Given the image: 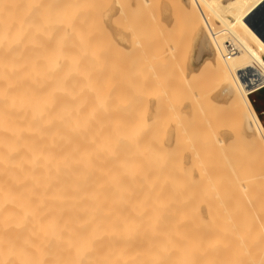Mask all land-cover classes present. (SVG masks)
Returning <instances> with one entry per match:
<instances>
[{
	"label": "bare ground",
	"instance_id": "1",
	"mask_svg": "<svg viewBox=\"0 0 264 264\" xmlns=\"http://www.w3.org/2000/svg\"><path fill=\"white\" fill-rule=\"evenodd\" d=\"M108 1L0 0V264H264V125L249 98L264 87V0H176L183 47L164 54L173 64L182 49L193 56L183 91L196 89L184 97L209 132L180 118L191 133L180 130L181 141L174 129L165 142L134 143L128 25L137 22L130 2ZM147 42L144 68L156 77L169 60ZM226 124L244 141L212 131Z\"/></svg>",
	"mask_w": 264,
	"mask_h": 264
},
{
	"label": "rangeland",
	"instance_id": "2",
	"mask_svg": "<svg viewBox=\"0 0 264 264\" xmlns=\"http://www.w3.org/2000/svg\"><path fill=\"white\" fill-rule=\"evenodd\" d=\"M94 1L95 2H98V3H100V5H99V7L101 6V5H105V4H103V3H109V1L108 0H102V3H101V1L100 0H92V2L94 3ZM116 1V0H115ZM119 1H121V2H123V1H125L126 3L128 2H130L129 4H128V16H130V14L132 15V16H130V18H131V20H129L128 19V23L130 24V22L131 21H133L134 20V22L133 23H131V24H133V26H134V24H135V18H136V26L135 27H133L135 30H136V32H138V33H136V35L138 34V35H140V34H143V35H141V38L142 39H138V37H140V36H136V37H134V38H136V41H134V40H132V39H134V38H131V36L133 35V34H135V32L133 31V30H131L130 28H132L131 27V25H128V49H130V50H128V71L130 70V74H129V72H128V75H130L129 76V78H128V85L130 86H128V102H129V107H128V141H131V143H134L135 141L136 142H149V141H151V142H165V137H168V136H170V134H172V131L174 130V132H173V135L174 136H172V138L174 137V140H175V138L177 137L178 138V136H175L176 135V133L179 135V138L177 139L178 141H181V135L183 136H185L186 134H181V132L182 133H189V129H190V131H191V133H193V131L192 130H194L195 129V127H196V130H199L198 131V133L200 134V135H206V132H205V130H207L206 128H207V125H204V123L205 124H207L206 122H205V120H204V118L203 117H201L200 118V115H198V114H201V113H199L201 110H200V108L198 107V108H194V109H196V110H190V108H191V104L190 103H192V102H190L189 100L188 101H186L187 99H188V97H184V95L185 94H188L187 96H189V92H191L190 94H193V91L196 89V85L195 84H193V83H190L192 86H194V87H191L189 84H187V85H189L190 86V88H191V90H189V92H188V89H187V92L188 93H186V91H183V90H186V86H184V84L186 85V83H184V74L186 73H189V74H191L192 73V70H190V69H193L194 67H196L197 66V64H196V62L194 61V59H193V56H191V61L189 60V57H188V54H186L184 51H183V49H182V51L180 52V54L179 55H182L181 56V59H179V60H177L176 61V63H174L173 64V61H171V60H169V59H167L166 58V56H168L167 54H164L165 52L164 51H166V50H168V47H170V46H172L174 43V45L175 46H177V47H180V44H181V42H179L180 40L182 41V40H184V38L181 36V35H183L184 34V27H183V16H182V10H181V7H180V4L178 3V1L176 2V0H160V1H158V0H150V2H151V7L147 4V3H145L143 0H119ZM149 1V0H148ZM152 1H155V2H157L156 4L157 5H154V6H156V8H158V9H156L154 6H153V4H155L154 2L152 3ZM163 1V2H162ZM142 4H141V3ZM144 2V3H143ZM150 2H148L149 4H150ZM171 2H173V3H171V5H170V3ZM97 3V4H98ZM162 3H164V5H165V3H167V5H166V7H164V8H169V11L166 9H161V7H162ZM136 4V5H135ZM172 4H175V5H172ZM177 4V5H176ZM131 5V6H130ZM145 5H148V7H146ZM159 5V6H158ZM163 5V6H164ZM137 6V7H136ZM171 6H173V7H171ZM102 8H103V6H101ZM141 9H140V8ZM177 9H176V8ZM138 8V9H137ZM143 8V9H142ZM152 8V9H151ZM172 8V9H171ZM179 8V9H178ZM133 9H136V11L135 10H133ZM149 9V10H148ZM146 10V11H145ZM154 11V13H153V11ZM156 10H158V11H156ZM178 13H177V12ZM147 12H148V14H147ZM149 12H150V14H149ZM157 12V13H156ZM164 12V15L162 14V13ZM171 12V14H170V16H169V13ZM153 13V14H152ZM157 15H156V14ZM158 13H160V14H158ZM144 14V15H143ZM147 14V15H146ZM167 14H168V16H167ZM177 14V15H176ZM139 15H140V17H139ZM146 15V16H145ZM173 15V16H172ZM179 15V16H178ZM154 16H156L155 18H154ZM162 16L164 17V18H162ZM178 16V17H177ZM134 17V18H133ZM143 17V18H142ZM153 17V18H152ZM160 17V18H159ZM166 17H168V18H166ZM170 17H171V19H170ZM132 18H133V20H132ZM138 18H139V21H138ZM148 18V19H147ZM142 19V20H141ZM145 19V21H143ZM166 19H167V21H166ZM170 19V20H169ZM175 19V20H174ZM157 20V21H156ZM160 20H162L165 24H167V25H165L164 23H161V22H158V21H160ZM168 20H169V22H168ZM143 21V22H142ZM141 22V23H140ZM176 22H178V23H176ZM145 23V24H144ZM160 23V24H159ZM182 25H181V24ZM146 24H148L147 26H146ZM152 24V25H151ZM156 24V25H155ZM158 24V25H157ZM162 24H163V26L166 28V30L167 31H169L168 30V27H170L169 26V24H171V26L172 27H170V31L169 32H166L165 33V29H163L164 30V32L163 31H161L162 30V28H164L163 26H162ZM140 25V26H139ZM177 25V26H176ZM148 26H149V30H148ZM157 26H159V27H157ZM141 27H146L145 29L144 28H141ZM178 27V28H177ZM132 28V29H133ZM137 28V29H136ZM158 28H161V30H160V32H159V30H158ZM173 28V29H172ZM175 28L177 29V31H175ZM181 30H180V29ZM130 29V30H129ZM140 31H139V30ZM173 30V32H175V34L174 33H172V30ZM179 29V30H178ZM183 30V32H181ZM132 33H130V32ZM143 31V32H142ZM141 32V33H140ZM154 34H153V33ZM159 32V33H158ZM162 32V33H161ZM154 35V37L152 36V34ZM168 33V34H167ZM172 33V34H171ZM149 34V35H148ZM165 35V38L167 37V36H169L170 35V37H167V39L165 40L164 39V36L163 35ZM167 34V35H166ZM174 34V35H173ZM156 35V36H155ZM160 35H162V37L160 36ZM173 35V37L174 38H172L171 36ZM145 36V37H144ZM160 36V37H159ZM180 38H179V37ZM133 37V36H132ZM153 37V38H152ZM181 37H182V39H181ZM146 38H150V39H148V40H151L152 42H153V54H155L156 56H160V54H162L159 58L160 59H162V60H160V62H166V59H167V61L169 60V62H166V64H167V66H165L164 64H162V66H159V67H161V68H159L160 69V71H159V74L160 75H157L156 77H155V75L153 74V71H151V70H153V69H151V67H148V68H144V65H145V67H147V66H150V60H148L149 58H148V52H147V46H148V40H146ZM164 40H163V39ZM176 38V39H175ZM145 41H144V40ZM153 39H154V41H153ZM159 39V40H158ZM161 39H162V42H160L161 41ZM171 39H172V41H171ZM155 40H157V41H155ZM138 41L140 42V45H137V44H135V42H137L138 43ZM165 41H167L166 43L168 44V46H167V44L165 43ZM170 41H171V43H170ZM175 41V42H174ZM132 42L135 44V45H133L132 44ZM142 42V43H141ZM145 43V44H144ZM170 43V44H169ZM139 44V43H138ZM160 44H162V45H160ZM133 45V46H132ZM132 46V47H131ZM136 46H137V48H138V46H140L139 48L140 49H142V50H144V51H146V52H142V51H140L139 50V48L136 50ZM161 47V48H160ZM183 47V44H181V47L180 48H182ZM133 48H135V49H133ZM160 48V49H159ZM132 49V50H131ZM137 52H136V51ZM157 50V51H156ZM139 51V52H138ZM143 53V54H142ZM146 54V56H147V58H145L146 56H144ZM193 54H194V51H193ZM140 55H141V57H140ZM142 57H143V59H142ZM183 57V58H182ZM184 58H186L185 60H184ZM147 59V60H146ZM130 60V61H129ZM188 60V61H187ZM133 61H135V62H133ZM148 61H149V63H148ZM171 61V62H170ZM180 61H182V62H180ZM189 61H190V63H189ZM144 62H147L146 64L144 63ZM160 62L158 63L159 65H161L160 64ZM144 63V64H143ZM173 65H172V64ZM185 63V64H184ZM189 63V64H188ZM131 64H132V66H131ZM169 64V65H168ZM188 64V65H187ZM142 65H143V67H142ZM176 65H179V66H176ZM169 66V67H168ZM185 66V67H184ZM187 66H189V67H187ZM180 69H178V68ZM173 68H175V69H173ZM144 69H148V70H144ZM172 71H171V70ZM186 69V70H185ZM132 70V71H131ZM165 71V72H161V71ZM170 70V71H169ZM182 70V71H181ZM148 71H149V73H148ZM166 71H167V73H166ZM183 71H184V74H183ZM152 72V73H151ZM181 72H182V74H181ZM137 73V74H136ZM151 73V74H150ZM162 73V74H161ZM166 73V74H165ZM176 73H178V74H176ZM144 76H143V75ZM133 75V76H132ZM134 75H136V76H134ZM137 75H138V77H137ZM151 77H150V76ZM153 75H154V77H153ZM169 76V78H170V76H171V79H169L168 77L166 78V76ZM172 75H174V77L175 78H172ZM181 75V76H180ZM188 75V74H187ZM133 78H132V77ZM190 76V75H189ZM148 77H150L149 78V80L147 79ZM158 77V78H157ZM182 77L183 78V80H182V78H181V81H179V83L178 82H176L177 81V78H178V80L180 79V78ZM132 78V79H131ZM135 78V79H134ZM160 79H162L161 80V83H159L158 84V82H159V80ZM163 79H165V80H163ZM156 80V81H155ZM168 80V81H167ZM170 80H172L173 82H172V84H171V81ZM174 80H175V82H174ZM132 83H131V82ZM134 82V83H133ZM140 82V83H139ZM153 82H155V84L153 83ZM183 84H182V83ZM147 83V84H146ZM166 83V84H165ZM135 84H136V88H135ZM160 84H161V86H160ZM169 84H170V86H169ZM157 85V86H156ZM168 85V86H167ZM133 86V87H132ZM152 87V88H151ZM164 87H166V90H165V88ZM169 87V88H168ZM171 87V88H170ZM173 87V88H172ZM178 87V88H177ZM185 87V88H184ZM130 88V89H129ZM145 88V89H144ZM158 88V89H157ZM180 88H181V90H180ZM184 88V89H183ZM187 88H189V87H187ZM189 88V89H190ZM194 88V89H193ZM134 89V90H133ZM148 89H151V90H148ZM155 89H156V91H155ZM164 90V92H165V94H164V92L162 91V90ZM167 89L169 90V93H168V91H167ZM173 90V92H172V90ZM176 89H177V91H176ZM193 89V90H192ZM138 91V92H137ZM141 91V92H140ZM146 91V92H145ZM149 91V92H148ZM167 91V92H166ZM171 91V92H170ZM134 92V93H133ZM137 92V93H136ZM162 92V94L163 95H165V97L161 94L160 95V93ZM181 92H183V93H181ZM133 93V94H132ZM148 93V94H147ZM157 93V94H156ZM174 93H177V95L179 96H177V95H174ZM138 94V95H137ZM145 94V95H144ZM156 94V95H155ZM140 95V96H139ZM143 95V96H142ZM158 95L159 96H161L160 98L158 97ZM171 95V97L169 98V96ZM174 95V96H173ZM149 98H148V97ZM173 96V97H172ZM141 97H142V100H141ZM144 97V98H143ZM146 97V98H145ZM153 97H158V101L161 103L160 105H159V102H158V104L157 103H152L151 101V98H153ZM166 97L167 98H169V99H167L166 100ZM192 96H190L189 98H191ZM136 98V99H135ZM178 98V99H177ZM181 98V99H180ZM250 98H251V100H252V103H253V105H254V107L255 108H257V112H258V114H259V116H260V118H261V120H262V122H263V124H264V88L263 89H261V90H259V91H256L255 93H253V94H251L250 95ZM132 99H135V100H132ZM162 99H163V101H162ZM131 100H132V102H131ZM148 100V101H147ZM151 100V101H150ZM180 100V101H179ZM182 100V101H181ZM137 101V102H136ZM165 101V102H164ZM173 101V103H171V102ZM151 102V103H150ZM180 102H182V103H180ZM188 103L189 102V104H187V106H188V109H187V106H183L185 103ZM131 103V104H130ZM163 103H164V105H163ZM176 103H178V105L176 104ZM141 104V105H140ZM144 104V105H143ZM182 104V105H181ZM193 104V103H192ZM173 106V109H175V110H177L176 108H178V114H176L177 113V111H176V113L174 112V110H172V106ZM134 106V107H133ZM158 106H160L161 108H162V110L160 109V107H158ZM162 106H164V107H162ZM168 106H169V108H170V110L169 109H167L168 108ZM175 106V107H174ZM181 106H182V110H181ZM192 106H195V107H197L196 106V104L195 105H192ZM157 107H158V111H155V108L157 109ZM167 107V108H166ZM141 108V109H140ZM144 108V109H143ZM152 108H153V110H152ZM185 108L187 109V110H185ZM139 109V110H138ZM159 109H160V111H159ZM166 111H165V110ZM180 109V110H179ZM169 110V111H168ZM172 110V111H171ZM199 110V111H198ZM131 111V112H130ZM168 111V112H167ZM182 112V115H179L180 114V112ZM187 111V112H186ZM189 111V112H188ZM193 111H195L194 113H197L196 111H198V114L197 115H195L194 113H193V115H195L196 116V118H198L197 116H199V118L197 119V122L200 120V123L199 124H202V120H203V125H198V123H196V122H194V121H196L194 118H192V119H190V120H188V118H190V116L192 115V112ZM138 112V113H137ZM154 112H156V113H154ZM164 112H166V113H164ZM170 112V113H169ZM186 112V114H184ZM151 115H150V114ZM154 113V114H153ZM168 114V115H167ZM184 114V115H183ZM155 115V116H154ZM167 116V117H165V116ZM179 115V116H178ZM188 115V116H187ZM193 115H192V117H193ZM153 116H154V118H156V120H154V118H153ZM170 116V117H169ZM201 116H202V114H201ZM174 117V118H173ZM132 118H133V120H132ZM135 118V119H134ZM139 118V119H138ZM175 118H176V120H175ZM177 118H178V122H177ZM180 118L181 119H183V120H185V121H187V122H189L190 121V124H192L191 126H189V127H191V128H189L187 125H186V123H185V121L183 122V120H180ZM150 119H153V121L152 120H150ZM166 119V120H165ZM169 119V120H168ZM173 119H174V121H173ZM137 120V121H136ZM138 120H139V122H138ZM145 120H147V121H145ZM151 121H152V124H151ZM179 121H182L183 122V125L186 127V128H189L188 129V132H187V129H185V132L184 131H182V130H184V129H182V128H185L183 125H182V123H180ZM191 121H193L192 123H191ZM132 122V123H131ZM176 122H177V124L178 123H180L179 125H176ZM141 125H140V124ZM157 123H159V126H158V124ZM165 123V124H164ZM194 123H196V125H198V126H194L193 127V125H194ZM135 124V125H134ZM149 124V125H148ZM150 124H151V127H150ZM154 124V125H153ZM155 124H157V126H155ZM160 124H162V128H161V126H160ZM190 124H188V125H190ZM228 124H232V123H228ZM228 124H226L225 126H224V129L222 128H218V129H214V130H212V131H216L217 132V130L218 131H220V132H222L221 134H224V136H225V138H226V133L227 134H231L229 137H231V138H229L228 136H227V141L228 140H231L230 142H234V144H240L241 142H243L244 141V138H243V135H244V133H243V130H242V128L240 127L239 128V131L240 132H238V133H241L240 135H238V136H242V139H243V141H241L239 138H237V140H236V137H234V136H236V134H234V133H236V131H238L237 129H238V127H236L237 129H236V131L235 132H233V130L231 129V131L229 132V129L230 128H228L229 126H228ZM165 125V126H164ZM175 125L177 126V129L179 130V131H177L176 130V127H175ZM181 125H182V128H180L181 127ZM234 125V124H233ZM233 125L232 126H230V127H232L233 129H235V127H233ZM134 126H135V128H134ZM144 126V127H143ZM179 126V127H178ZM204 126V132L205 133H201L203 130V127ZM236 126V125H235ZM133 127V128H132ZM140 127V128H139ZM146 127V128H145ZM228 129H227V128ZM143 129V131H142V129ZM149 128V129H148ZM169 128V129H168ZM198 128V129H197ZM201 128V129H200ZM153 129V130H152ZM192 129V130H191ZM220 129V130H219ZM148 130V131H147ZM151 130V131H150ZM164 130V131H163ZM169 130V131H168ZM180 130H181V132H180ZM194 131V132H196V134L198 135V133H197V131ZM201 130V131H200ZM225 130V131H224ZM241 130H242V132H241ZM158 133H157V132ZM171 131V132H170ZM208 131V130H207ZM141 132V133H140ZM147 132V133H146ZM150 132V133H149ZM155 132V133H154ZM166 132V133H165ZM179 132V133H178ZM209 132V131H208ZM214 132H213V134H214ZM132 135H131V134ZM154 133V134H153ZM160 133V134H159ZM161 133H163V134H161ZM175 133V134H174ZM191 133H189V134H191ZM138 134V135H137ZM143 134H144V136H143ZM150 136H149V135ZM156 134V135H155ZM169 134V135H168ZM196 134H192V135H196ZM212 133H210V135H211ZM217 134V133H216ZM215 134V135H216ZM221 137H223V135H221L220 133H218ZM232 134H233V136H232ZM147 135V136H146ZM155 135V136H154ZM158 135V136H157ZM135 136V137H134ZM138 136H140L139 138H138ZM212 137H213V135H211ZM216 136H218V135H216ZM237 136V137H238ZM132 137V138H131ZM142 137V138H141ZM150 137H152V139H150ZM160 137V138H159ZM219 137V136H218ZM245 137V136H244ZM138 139V141L136 140V139ZM146 138H148V139H146ZM153 138H155V140L153 139ZM158 138V139H157ZM162 138V139H161ZM233 138H234V140H233ZM144 139V140H143ZM146 139V140H145ZM213 139V138H212ZM238 139L240 140V141H238ZM158 140V141H157ZM162 140V141H161ZM177 140H175V141H177ZM173 141V140H172ZM229 142V141H228ZM130 143V142H129Z\"/></svg>",
	"mask_w": 264,
	"mask_h": 264
},
{
	"label": "built area",
	"instance_id": "3",
	"mask_svg": "<svg viewBox=\"0 0 264 264\" xmlns=\"http://www.w3.org/2000/svg\"><path fill=\"white\" fill-rule=\"evenodd\" d=\"M238 49H237V46L234 44V43H232V42H228V52L230 53V54H233L234 52H236ZM229 54V55H230Z\"/></svg>",
	"mask_w": 264,
	"mask_h": 264
},
{
	"label": "crops",
	"instance_id": "4",
	"mask_svg": "<svg viewBox=\"0 0 264 264\" xmlns=\"http://www.w3.org/2000/svg\"><path fill=\"white\" fill-rule=\"evenodd\" d=\"M264 87H262V88H260L259 90H261V89H263ZM259 90H257V91H259ZM256 91H254L253 93H255ZM253 93H251V94H253ZM250 94V95H251ZM257 112V111H256ZM257 114H258V112H257ZM258 116H259V114H258ZM261 119V118H260ZM262 121V120H261ZM263 123V122H262ZM264 125V124H263Z\"/></svg>",
	"mask_w": 264,
	"mask_h": 264
},
{
	"label": "trees",
	"instance_id": "5",
	"mask_svg": "<svg viewBox=\"0 0 264 264\" xmlns=\"http://www.w3.org/2000/svg\"><path fill=\"white\" fill-rule=\"evenodd\" d=\"M249 98H250V96H249ZM250 100H251V98H250ZM251 102H252V100H251ZM253 104V103H252ZM254 106V105H253ZM255 108V107H254ZM256 109V111H257V108H255ZM260 117V116H259Z\"/></svg>",
	"mask_w": 264,
	"mask_h": 264
},
{
	"label": "water",
	"instance_id": "6",
	"mask_svg": "<svg viewBox=\"0 0 264 264\" xmlns=\"http://www.w3.org/2000/svg\"><path fill=\"white\" fill-rule=\"evenodd\" d=\"M258 33H260V32H258ZM262 37V36H261ZM263 38V37H262ZM264 39V38H263Z\"/></svg>",
	"mask_w": 264,
	"mask_h": 264
}]
</instances>
